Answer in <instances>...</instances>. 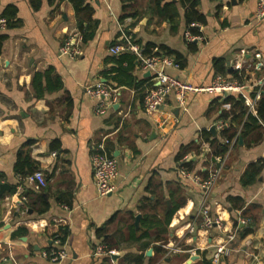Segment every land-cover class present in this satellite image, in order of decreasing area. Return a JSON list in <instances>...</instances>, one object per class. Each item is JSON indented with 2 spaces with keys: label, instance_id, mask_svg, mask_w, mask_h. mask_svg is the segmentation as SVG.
<instances>
[{
  "label": "crops",
  "instance_id": "1",
  "mask_svg": "<svg viewBox=\"0 0 264 264\" xmlns=\"http://www.w3.org/2000/svg\"><path fill=\"white\" fill-rule=\"evenodd\" d=\"M107 3L110 9L89 1L91 14L77 15L70 0H41L38 10L30 0H0V16L15 7L20 20L17 28L0 31L7 35L0 54V264H54L43 254L64 229L69 235L61 243L68 258L58 264H209L236 229L239 211L249 225L239 228L233 254L220 264H264V167L254 183L243 179L252 163L264 160V125L247 134L242 145L229 141L234 145L213 163L214 148L201 133H211L231 110L223 104L225 95L192 94L187 112L170 96L165 108L148 113L144 97L153 85L151 76L131 52H111L124 45L123 34L129 32L143 47L164 46L184 56V67H169L166 73L186 83L211 85L221 76L214 69L219 59L227 70L224 78L231 80L243 69L245 84L251 85L264 77V20L256 17L257 0H199L207 22L203 40L192 43L184 36L180 0ZM82 23L92 34L82 55H61L64 40ZM97 83L117 91L116 104L87 94L86 88ZM100 108L103 114L97 113ZM216 133L211 134L220 137ZM54 143L58 148L52 150ZM100 146L118 161L116 190L107 197L98 195L91 163ZM188 146L181 160L195 163L194 175L203 177L210 165L220 169L209 194L181 177L178 157ZM20 155L23 171L17 170ZM36 171L47 179L46 188L31 182ZM3 186L8 188L1 193ZM233 197L243 200L242 208H232ZM43 203L49 205L44 213ZM204 205L220 227H204ZM174 206L180 207L161 237L180 253L156 244L157 230L142 239L144 215L162 224ZM132 229L136 240L130 238ZM100 246L112 256H96Z\"/></svg>",
  "mask_w": 264,
  "mask_h": 264
},
{
  "label": "built area",
  "instance_id": "2",
  "mask_svg": "<svg viewBox=\"0 0 264 264\" xmlns=\"http://www.w3.org/2000/svg\"><path fill=\"white\" fill-rule=\"evenodd\" d=\"M97 1L104 2L110 9L107 0ZM256 17L258 20H264V0H257ZM190 28H199L200 34L194 36L190 31L186 30L184 34L185 39L190 43L195 41H202V26H200L199 24H192ZM6 30L7 20L4 18H0V31L3 32ZM123 39L124 45L113 47L111 49V52L114 55H118L123 51L131 52L136 57L141 68L145 72L150 73L153 85L147 91L144 97V107L148 113H152L165 108L170 96L175 97L177 107L180 110H182L183 112H187V101L189 96L192 94L210 93L223 98L224 93L230 92L231 94H238L245 101L248 111L256 116V105L257 102L261 99L262 92L264 91V77L258 79L253 84L248 85L221 76H217L213 80L211 85L207 87L194 86L166 73L167 68L177 66L173 59L169 57L147 55L145 53V48L137 44L130 34L124 33ZM82 45L83 34L79 31L72 32L64 40L60 49V53L67 58L75 59L82 55ZM257 57L260 58V55H257ZM86 91L90 97L105 100L108 102V105L116 104L119 98L117 91L113 90L105 83H97L94 86L87 87ZM252 94H255V97H252ZM226 107L227 110H230V105H226ZM102 108L97 110V113L103 114L104 110ZM229 122V120H222L218 122L216 124V129L219 132L226 130L230 126ZM222 142L225 145H234V142L230 143L226 139H222ZM225 160H227V157L222 159V161ZM183 161L188 163L190 159L188 157H185ZM91 163L98 195L100 197H107L116 190L114 182L118 175V161L114 156L107 154L103 146H100L93 153L91 157ZM204 171L208 172L209 174V177L206 180H203L200 176H196L185 169L181 170V177L183 179L191 180L205 194H209L213 190L219 179L220 169L210 165L208 167H204ZM30 180L31 182H36L39 189H44L47 187V181L45 179V176L41 172H36L30 178ZM202 214L204 219L203 225L206 229H212L214 227L221 226L218 220L212 218L208 207L205 205L202 208ZM248 225L249 221L243 216L242 211H239L236 229L233 232L228 233L225 237L224 243L219 245L215 249L210 258V264H220L225 258H228L233 254V245L238 237L237 231H239L240 227H248ZM52 241V247L48 252H45L43 256L49 258V260L54 264L62 263L68 258V253L65 249V246L62 245L59 236H55ZM163 247L166 249H171L175 253L181 252V248H178L177 246L175 247L167 244ZM104 255L110 256L111 252H108L104 246H100L98 253H96V256Z\"/></svg>",
  "mask_w": 264,
  "mask_h": 264
},
{
  "label": "trees",
  "instance_id": "3",
  "mask_svg": "<svg viewBox=\"0 0 264 264\" xmlns=\"http://www.w3.org/2000/svg\"><path fill=\"white\" fill-rule=\"evenodd\" d=\"M70 2L73 4L74 9L76 11V14L79 15L81 13H88L91 14L90 4L89 0H70ZM30 3L34 10H38L41 6V0H30ZM180 3L185 8V20H186V30L190 31L194 36H197L200 34L199 28H190L192 24H199L200 26H204L206 24V18L198 11L199 6V0H180ZM18 10L15 7H8L5 12L2 13L0 18H4L7 20V30H11L14 28H17L20 25V20L17 18ZM125 19V17L122 18V22ZM80 31L83 34V43L87 42L92 38V34L89 33L91 31V27H84L83 23L79 27ZM127 34H130L129 32ZM131 35V34H130ZM7 35L5 33L0 34V54L2 51L3 43L6 40ZM192 46V45H191ZM145 53L149 56H161V57H173L174 62L176 65H179L180 67L185 66V58L178 52H174L164 46L156 47L152 44H148L144 46ZM193 50V49H192ZM136 60V57H133ZM214 69L215 72L218 75H221L222 77H227V70L224 65V61L222 60H215L214 61ZM245 70L240 69L239 71L232 74L231 80L238 81L240 83L245 84ZM247 83V82H246ZM252 97H255V94L251 95ZM223 104L230 105L231 110L229 112H224L222 115V120L226 121L229 119L230 126L226 130L220 132V137H213L210 132L204 131L201 133V140L209 143L213 148L214 152L212 154L211 162L215 163L217 158H223L227 152H228V146L224 145L221 142V139H226L228 141H233L234 139H237V142L239 141V138L246 139L247 134L259 130L262 125H264V96L262 94L261 99L257 102L256 105V116L248 112V108L245 104V101L238 95V94H231L230 96L226 97L223 100ZM58 148V143H54V146L52 145L51 149L55 150ZM191 149L190 146L186 147V152L183 155H180L178 157V163L180 169H185L188 172L195 173L197 166L194 162H182L183 156L188 154L189 150ZM197 153H200V146L198 145L197 148H195ZM19 162H18V171L24 170V164L22 167L21 164V155L19 156ZM264 167V160L260 159L256 161L255 163H252L249 167L248 172L246 173V176L244 180L245 184L254 183L257 178L259 177L262 169ZM31 169V168H30ZM34 169H31V172H33ZM37 172V171H36ZM35 172V173H36ZM33 173V174H35ZM203 177L201 178L203 180H206L209 177L208 172L202 173ZM46 179V178H45ZM47 181V179H46ZM48 183V182H47ZM230 202H232L233 209L242 208L244 205V202L240 198H230ZM60 202L63 203V200L60 199ZM180 206H174L167 214H165V221L161 224L159 221H156V217L150 216V215H144V219L141 223V229H145L146 233L142 237V239H147L148 237H151L150 232L157 230L159 232V235L155 238V243L158 245H167L168 242L164 237H161L163 233L166 234V228L168 227L174 213L177 211V209ZM49 209L48 203H43V209L41 210L43 213L46 212ZM250 230V227L246 229V231L243 233V236H245ZM25 232L24 229L19 231V234L22 235ZM136 232L132 229V233L130 238L133 240H136ZM60 239L62 243H65L66 238L68 237V231L67 229L62 230L60 233ZM98 236L100 238H104V232L103 230L99 229L97 232ZM54 239V238H53ZM52 239V240H53ZM53 242V241H52ZM210 264V261H209Z\"/></svg>",
  "mask_w": 264,
  "mask_h": 264
},
{
  "label": "water",
  "instance_id": "4",
  "mask_svg": "<svg viewBox=\"0 0 264 264\" xmlns=\"http://www.w3.org/2000/svg\"><path fill=\"white\" fill-rule=\"evenodd\" d=\"M232 71H233V70H230V72H232ZM148 75L150 76V73H148ZM224 95H225V97H228V96L231 95V93H230V92H226V93H224ZM210 131H211V133H212L214 136L217 135V133H216V128H215V127H212ZM239 142H240V145L243 144V140H242L241 137H240ZM6 188H8V186H3V187L1 188V193H3L4 190H5ZM140 219H141L140 216H138V217L136 218V226H138V224H139V222H140ZM150 254H151V252L148 253V255H150Z\"/></svg>",
  "mask_w": 264,
  "mask_h": 264
}]
</instances>
